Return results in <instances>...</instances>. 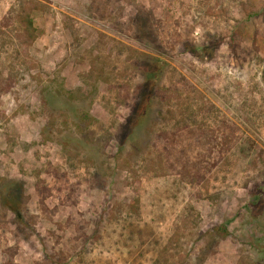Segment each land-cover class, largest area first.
Instances as JSON below:
<instances>
[{
  "label": "rangeland",
  "instance_id": "obj_1",
  "mask_svg": "<svg viewBox=\"0 0 264 264\" xmlns=\"http://www.w3.org/2000/svg\"><path fill=\"white\" fill-rule=\"evenodd\" d=\"M263 71L264 0H0V264H264Z\"/></svg>",
  "mask_w": 264,
  "mask_h": 264
},
{
  "label": "trees",
  "instance_id": "obj_2",
  "mask_svg": "<svg viewBox=\"0 0 264 264\" xmlns=\"http://www.w3.org/2000/svg\"><path fill=\"white\" fill-rule=\"evenodd\" d=\"M36 10H39L38 7H35L34 5L32 6H26L23 8L22 12L19 14V22L21 25V29L23 34L25 35V38L27 40H29L30 42H33L37 39V37L40 35V29H38L37 27H35L34 25V19H33V14ZM154 71H152L150 68L149 69H145L143 71V74H145L146 78H152L156 73H153ZM264 74V71H263ZM84 116L87 115H81V118H84ZM149 116V115H147ZM136 117H138V115H136ZM51 122H54V120H56V116L54 111H52L51 115L49 116ZM41 136H43V138H49L46 133L45 130H41ZM213 234L220 237V238H224L228 235V230L226 228V226L224 224H219L213 227L212 229Z\"/></svg>",
  "mask_w": 264,
  "mask_h": 264
}]
</instances>
